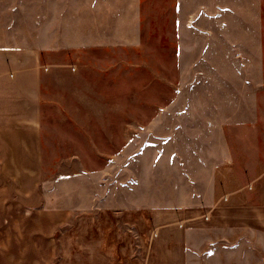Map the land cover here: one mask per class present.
<instances>
[{"label": "rangeland", "instance_id": "1", "mask_svg": "<svg viewBox=\"0 0 264 264\" xmlns=\"http://www.w3.org/2000/svg\"><path fill=\"white\" fill-rule=\"evenodd\" d=\"M29 47L41 172L0 158V264H160L188 228L264 264V0H0V48Z\"/></svg>", "mask_w": 264, "mask_h": 264}, {"label": "crops", "instance_id": "2", "mask_svg": "<svg viewBox=\"0 0 264 264\" xmlns=\"http://www.w3.org/2000/svg\"><path fill=\"white\" fill-rule=\"evenodd\" d=\"M40 64L41 51L36 48H0V158H32L34 159L33 165L38 167L39 173L42 158V73ZM228 155V153L223 155V162L229 163ZM47 185L45 189H48ZM195 204L203 203L196 200L191 206ZM169 208H174L173 204L172 207L168 206ZM55 209L56 214L50 213L53 220L62 219L63 216L65 218L69 214L67 208ZM192 215L194 214L187 217L181 215L180 221L192 223L196 219ZM241 219L237 218V223ZM227 221L228 224L231 222L230 219ZM202 234L188 228L163 231L161 235H157L156 243L159 249L160 264H205L201 262V258L203 260L215 259L217 264L234 263L232 261L225 263V259L222 261L219 257L221 254L224 255V252H230L227 246L206 242ZM246 234L251 236L253 248L261 246V238L257 231L252 230ZM150 240H154L152 235ZM244 243L247 241L237 240L231 246L243 248ZM238 248L235 250L237 251ZM121 253L125 251L122 250ZM236 264L253 263H247L241 259V262Z\"/></svg>", "mask_w": 264, "mask_h": 264}, {"label": "built area", "instance_id": "3", "mask_svg": "<svg viewBox=\"0 0 264 264\" xmlns=\"http://www.w3.org/2000/svg\"><path fill=\"white\" fill-rule=\"evenodd\" d=\"M205 219L208 220V217L206 216Z\"/></svg>", "mask_w": 264, "mask_h": 264}]
</instances>
